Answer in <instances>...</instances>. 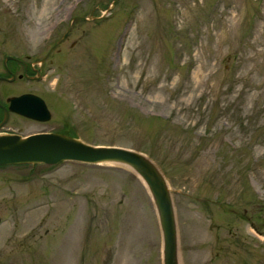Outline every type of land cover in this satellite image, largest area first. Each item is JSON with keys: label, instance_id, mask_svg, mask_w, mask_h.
Returning <instances> with one entry per match:
<instances>
[{"label": "rangeland", "instance_id": "obj_1", "mask_svg": "<svg viewBox=\"0 0 264 264\" xmlns=\"http://www.w3.org/2000/svg\"><path fill=\"white\" fill-rule=\"evenodd\" d=\"M0 77L2 106L32 93L51 113L11 112L0 134L151 157L178 264H264V0H0ZM0 217V264H163L154 202L122 164L2 166Z\"/></svg>", "mask_w": 264, "mask_h": 264}, {"label": "water", "instance_id": "obj_2", "mask_svg": "<svg viewBox=\"0 0 264 264\" xmlns=\"http://www.w3.org/2000/svg\"><path fill=\"white\" fill-rule=\"evenodd\" d=\"M9 58L11 56H6V59ZM13 79L14 74H11L10 79L6 78ZM7 102V106L0 104L3 110L0 129L7 123L11 112L42 122L51 118L45 101L38 95L24 93L8 97ZM68 160L127 166L147 188L157 210L163 236V264H178V235L170 190L165 175L150 156L133 148L90 144L58 132H37L26 136L0 134V166L37 163L53 165Z\"/></svg>", "mask_w": 264, "mask_h": 264}, {"label": "trees", "instance_id": "obj_3", "mask_svg": "<svg viewBox=\"0 0 264 264\" xmlns=\"http://www.w3.org/2000/svg\"><path fill=\"white\" fill-rule=\"evenodd\" d=\"M2 116V115H1ZM0 120H1V118H0ZM61 133H63V134H67V135H71V136H74V135H72V134H69V133H65V132H61ZM23 165H25V166H33V167H36V166H39V165H43V164H23ZM91 165V164H90ZM46 167V166H45Z\"/></svg>", "mask_w": 264, "mask_h": 264}]
</instances>
